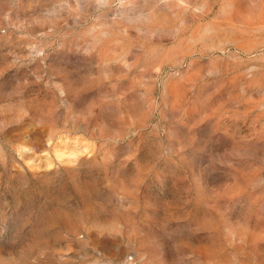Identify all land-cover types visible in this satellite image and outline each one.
<instances>
[{
    "label": "rangeland",
    "instance_id": "374dc122",
    "mask_svg": "<svg viewBox=\"0 0 264 264\" xmlns=\"http://www.w3.org/2000/svg\"><path fill=\"white\" fill-rule=\"evenodd\" d=\"M0 264H264V0H0Z\"/></svg>",
    "mask_w": 264,
    "mask_h": 264
}]
</instances>
